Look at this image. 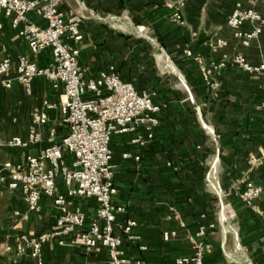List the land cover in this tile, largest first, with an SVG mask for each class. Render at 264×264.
Listing matches in <instances>:
<instances>
[{
  "label": "crops",
  "instance_id": "0c3cea01",
  "mask_svg": "<svg viewBox=\"0 0 264 264\" xmlns=\"http://www.w3.org/2000/svg\"><path fill=\"white\" fill-rule=\"evenodd\" d=\"M168 1L180 9L184 25L169 20ZM248 1L63 0L62 9L82 16L84 38L79 44V62L89 69V75L115 67L137 90L156 91V101L165 105L147 147L131 142L133 132L115 134L110 143L115 165L113 201L125 207V212L117 215V222H137L134 231L148 250L126 248L142 264H176V258L191 254L190 238L199 225L210 223L215 228L209 229L204 239L213 250L205 257V264H264V219L239 196L248 180L264 189V118L255 107L263 99L261 79L230 65L215 74L222 86L212 91L198 64L183 53L189 48L206 59L238 53L254 64L264 62V30L245 47L226 25L235 2L247 5ZM256 1V8L264 16V0ZM30 18L44 24L33 14ZM10 22L0 11V62L9 57L16 64L24 55L38 66L50 63V51L34 56ZM217 37L224 38L228 45L213 52L210 43ZM164 57L181 82L176 89L160 70ZM62 92V88L54 90L44 78L34 80L31 95L15 79L10 89L0 87V135L25 138L32 109L44 98L59 106ZM49 118L47 128L54 127L59 136L64 135L66 128L59 124L58 107L49 112ZM39 150L0 149V156L16 162ZM126 152L133 156L125 158ZM251 157L256 159L255 164L250 162ZM58 187L65 192L61 179ZM70 204L80 208L88 220L95 217L98 208L94 198L77 197ZM41 205L40 213L28 212L19 190L0 189V264L33 263L29 253L16 256L14 244L18 235L35 234L54 224L57 211L51 200L43 197ZM166 230H176L177 235L164 241ZM43 254L45 264H109V252L102 246L87 251L77 244L48 243Z\"/></svg>",
  "mask_w": 264,
  "mask_h": 264
},
{
  "label": "built area",
  "instance_id": "2783aa9c",
  "mask_svg": "<svg viewBox=\"0 0 264 264\" xmlns=\"http://www.w3.org/2000/svg\"><path fill=\"white\" fill-rule=\"evenodd\" d=\"M62 3L63 0H0V11L11 20V28L27 42L31 53L39 56L49 50L52 57L45 66H38L24 55L16 64L9 57L3 58L0 87L10 89L15 79L25 93L31 95L34 80L44 78L54 90L63 89L59 106L44 98L32 109L25 138L0 135V149L14 151L40 147L38 154H27L16 162L4 161L0 156V189L19 190L28 212L40 213L43 197L49 198L57 211L50 228L35 234L18 235L14 251L19 258L29 253L32 264H45L43 247L48 243L77 244L87 251L102 246L109 252V264H142L140 259L132 258L126 248L134 247L139 252L148 250L146 245L140 244L141 235L134 231L137 222L132 219L117 222V215L124 213L125 207L113 201L115 165L110 143L115 134L133 132L135 137L131 142L147 147L154 139L165 105L156 101V91L137 90L134 83L124 80L115 67L90 76L89 69L79 62V44L84 38L80 28L82 16L76 11L62 9ZM256 4V0H249L247 5L235 2L226 18V25L245 47L258 39L264 30V16ZM166 6L171 10L169 20L184 25L185 20L176 4L168 1ZM31 14L44 24L33 21ZM227 45L228 42L220 37L210 43L213 52ZM183 53L198 64L203 80L212 91L222 86L215 74L230 65L259 76L263 99L255 107L264 118V62L254 64L238 53H222L219 58L209 59L189 48ZM57 107L61 114L59 124L66 128L62 136L56 128H47L49 112ZM44 142L46 145L42 146ZM132 156L130 152L124 153L125 158ZM250 162L255 164L257 161L251 157ZM59 179L63 182L64 193L59 191ZM239 196L264 219L262 186L245 181ZM77 197L97 201L94 218L88 220L80 208L71 206L70 201ZM15 214L20 215L18 211ZM214 228V223L199 225L195 236L190 238L191 254L176 258L175 263L205 264V257L212 252L213 245L204 238L208 230ZM176 235V230H166L162 237L169 241Z\"/></svg>",
  "mask_w": 264,
  "mask_h": 264
},
{
  "label": "rangeland",
  "instance_id": "374dc122",
  "mask_svg": "<svg viewBox=\"0 0 264 264\" xmlns=\"http://www.w3.org/2000/svg\"><path fill=\"white\" fill-rule=\"evenodd\" d=\"M160 70L163 73V77L165 78L166 82H168L170 86L176 89L177 87L175 86L178 85V83L180 84L181 82L172 74V67L170 66V63L167 62V57H164V62ZM175 73H178V71H176Z\"/></svg>",
  "mask_w": 264,
  "mask_h": 264
},
{
  "label": "trees",
  "instance_id": "16d2710c",
  "mask_svg": "<svg viewBox=\"0 0 264 264\" xmlns=\"http://www.w3.org/2000/svg\"><path fill=\"white\" fill-rule=\"evenodd\" d=\"M123 78V77H122Z\"/></svg>",
  "mask_w": 264,
  "mask_h": 264
}]
</instances>
